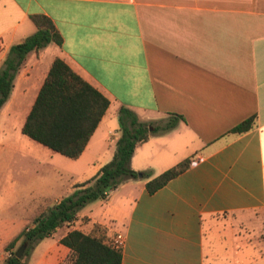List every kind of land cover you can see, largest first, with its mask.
<instances>
[{
    "label": "crops",
    "instance_id": "1",
    "mask_svg": "<svg viewBox=\"0 0 264 264\" xmlns=\"http://www.w3.org/2000/svg\"><path fill=\"white\" fill-rule=\"evenodd\" d=\"M33 14L48 16L62 43L27 54L1 117L22 127L58 57L109 100L74 158L80 182L112 159L121 106L150 132L170 113L182 116L137 145L134 170L153 177L190 163L151 194L146 180L123 181L103 211L76 214L37 242L51 239L27 264H60L70 252L60 239L95 223L111 242L123 235L121 264H218L229 247L237 264H264V0H0V69L10 46L35 32ZM250 116L249 130L230 132ZM33 217L0 219V264L5 245Z\"/></svg>",
    "mask_w": 264,
    "mask_h": 264
},
{
    "label": "trees",
    "instance_id": "2",
    "mask_svg": "<svg viewBox=\"0 0 264 264\" xmlns=\"http://www.w3.org/2000/svg\"><path fill=\"white\" fill-rule=\"evenodd\" d=\"M30 18L36 27L35 32L10 46L0 69V108L11 93L14 77L27 54L37 52L51 42L62 43V36L48 16L33 14ZM108 106L109 100L103 94L56 57L21 132L52 151L74 159L84 150ZM169 115L161 128H154L150 132L148 123L139 120L130 108L121 106L118 115L119 137L112 159L91 178L75 184L71 194L34 216L31 223L5 245L4 250L9 254L4 264H25V257L37 242L49 237L57 227L73 222L78 210L87 202L105 199L123 181L146 178L145 188L151 194L182 173L189 166V159L153 177L151 171L134 170L130 165L137 145L146 141L150 133L173 128L182 117L174 113ZM254 120L255 116H250L231 128L230 132H245L253 126ZM18 240L27 244L21 257H16L13 250ZM60 243L69 248L71 264H121L122 261L121 247L112 244L106 236V228L98 223L88 233L77 228L68 231Z\"/></svg>",
    "mask_w": 264,
    "mask_h": 264
},
{
    "label": "rangeland",
    "instance_id": "3",
    "mask_svg": "<svg viewBox=\"0 0 264 264\" xmlns=\"http://www.w3.org/2000/svg\"><path fill=\"white\" fill-rule=\"evenodd\" d=\"M20 123L16 119L7 120L6 117L0 116L1 220L5 218L24 220L33 217L39 211L37 208L35 209L36 205L42 204L49 208L54 205L55 199H61L71 194L74 190L73 184L83 182H80L83 173L80 172L81 168L77 167V162L74 163L75 159L52 151L25 136L21 133ZM142 180H146V178H142ZM105 202L104 199L89 201L78 210L77 215H88L91 213V209L101 212L105 208ZM60 232L61 230H58L56 234ZM255 240L258 242V239ZM47 241H51V239L44 240L40 245L36 246L37 243L34 245L29 255L25 257V264L34 262L41 255L44 243ZM21 243V240H18L13 250L15 251ZM228 244L230 243L228 242ZM228 249V254L220 250L222 254L216 259L218 264L238 263L236 251L230 247ZM8 254L9 252L4 250L5 258ZM60 264H71L70 255L68 254Z\"/></svg>",
    "mask_w": 264,
    "mask_h": 264
},
{
    "label": "built area",
    "instance_id": "4",
    "mask_svg": "<svg viewBox=\"0 0 264 264\" xmlns=\"http://www.w3.org/2000/svg\"><path fill=\"white\" fill-rule=\"evenodd\" d=\"M123 243V235L122 234H117L115 236V239L112 241V244L116 247H121Z\"/></svg>",
    "mask_w": 264,
    "mask_h": 264
},
{
    "label": "water",
    "instance_id": "5",
    "mask_svg": "<svg viewBox=\"0 0 264 264\" xmlns=\"http://www.w3.org/2000/svg\"><path fill=\"white\" fill-rule=\"evenodd\" d=\"M26 245H27L26 243H21V245L15 250L16 257L22 256V254L25 251Z\"/></svg>",
    "mask_w": 264,
    "mask_h": 264
}]
</instances>
